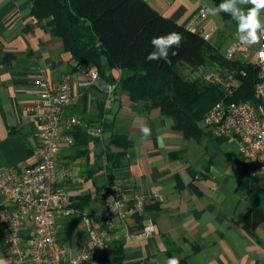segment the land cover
<instances>
[{"label":"crops","instance_id":"0c3cea01","mask_svg":"<svg viewBox=\"0 0 264 264\" xmlns=\"http://www.w3.org/2000/svg\"><path fill=\"white\" fill-rule=\"evenodd\" d=\"M145 1L160 15L187 29L216 30L214 39L220 48L223 45L227 49L236 37L235 27L224 21L221 12L200 17L202 9L218 6V0ZM49 22L32 17L30 0H0V165L26 167L36 163V122L26 111L38 99L36 82L42 74L58 84L69 79L78 102L68 115L89 127L104 122L112 126L111 132L86 147L65 144L59 157V164L74 173L73 181L61 184L72 200L78 203L89 197L81 214L94 226L102 223V192L111 182L106 147L114 133L127 136L132 147L123 166L112 172V179L129 191L151 197L143 214L131 218L127 227L118 228L117 241L125 244L127 263L152 264L155 259L158 264H166L172 245L181 251L179 258H190L192 264H264V224L251 235L243 228V215L238 214L247 201L236 197L244 190L242 182L248 180L242 179L247 175L231 159L234 153L240 155L238 147L232 145L235 152L226 153L224 160L218 156L228 143L213 144L212 156L205 150L197 152L194 141L175 130L174 118L164 116L160 109L147 110L145 104L133 102L121 89L115 93L112 109L101 117L104 90L83 85L89 80L87 71L77 68L66 54L62 39L52 34ZM225 25L228 35L222 30ZM111 76L119 79L120 72L116 70ZM103 85L105 88L106 83ZM144 126L152 130L147 138L140 131ZM234 164L240 168H234ZM68 221L61 229V239L76 256L87 240V228L83 219L70 240H65ZM150 222L155 233L140 239L138 233ZM102 252L98 264H106ZM0 264H11L5 251L0 253Z\"/></svg>","mask_w":264,"mask_h":264},{"label":"trees","instance_id":"16d2710c","mask_svg":"<svg viewBox=\"0 0 264 264\" xmlns=\"http://www.w3.org/2000/svg\"><path fill=\"white\" fill-rule=\"evenodd\" d=\"M31 15L36 19H50L52 34L62 39L65 52L77 68L98 71L102 82H118V90L127 92L130 99L143 103L147 110L160 109L164 116L176 120L175 130L188 141L223 145L224 139L213 137L203 127L202 121L217 103L255 102L254 88L258 82L259 70L251 63L239 60L229 61L218 47L206 42L200 33L178 25L154 9L145 0H30ZM228 24L237 28L232 18L221 12ZM182 34L183 41L178 49H170L172 64L163 60L148 61L152 51L151 39L170 32ZM178 54L174 57L171 52ZM218 78L235 82L232 94L223 83L208 78V73L216 63ZM121 70L120 78L111 73ZM228 73V74H227ZM233 84V83H232ZM103 104L101 117L107 112ZM99 126V125H97ZM103 132H111L112 126L101 123ZM89 127V126H88ZM86 128V127H85ZM84 127L74 128L70 134L74 139L72 147L83 148L99 138L91 136ZM112 147L122 152H112ZM132 147L130 139L114 133L106 147L109 162L108 174L114 183L112 172L123 166L127 152ZM232 161L241 166L248 177L262 183V201L243 213V228L253 234L264 224V179L252 176L253 168L241 154H233ZM111 173V174H110ZM248 180L242 182L247 186ZM74 207L81 213L89 197L81 198ZM83 214L71 218L64 226L65 240L71 238L72 231L82 220ZM6 236L5 226L0 223V246ZM61 236V232H60ZM169 257L178 256L181 251L169 245ZM4 249V248H3ZM5 251V249H4ZM106 264H129L126 262L125 244L114 241L102 252ZM179 257V256H178ZM180 264H192L190 258H180Z\"/></svg>","mask_w":264,"mask_h":264},{"label":"built area","instance_id":"2783aa9c","mask_svg":"<svg viewBox=\"0 0 264 264\" xmlns=\"http://www.w3.org/2000/svg\"><path fill=\"white\" fill-rule=\"evenodd\" d=\"M201 11L200 17L206 18ZM198 32L206 42L218 47L214 43L216 30ZM221 54L229 61L247 63L252 50L251 46L239 44L235 37ZM254 65L259 70L255 102H219L205 114L202 124L213 137L237 146L253 168L252 176L264 179V41L258 45ZM87 73L89 80L83 85L104 90L105 109L111 110L118 82L106 84L104 88L97 70L90 69ZM215 81L224 82L226 91L232 94L234 81H222L218 76ZM36 86L38 99L26 109L36 122V163L26 167L0 165V223L6 230L3 248L11 264H98L99 254L118 240V228L127 227L131 218L143 214L151 197L127 190L120 181L107 186L102 192V223L94 226L84 218L87 240L73 256L62 242L60 232L65 221L80 216L81 212L61 185L73 181L74 173L59 164V157L65 144L74 145L70 134L74 128L87 127L91 136L101 139L103 127H88L78 117L68 115L69 109L78 102L69 79L58 84L42 74ZM153 198L161 200L158 195ZM154 233L155 226L150 222L140 230L138 237L146 239Z\"/></svg>","mask_w":264,"mask_h":264},{"label":"clouds","instance_id":"9594fccd","mask_svg":"<svg viewBox=\"0 0 264 264\" xmlns=\"http://www.w3.org/2000/svg\"><path fill=\"white\" fill-rule=\"evenodd\" d=\"M250 5L244 8L243 6ZM223 12L229 15L233 21L236 22V39L239 44L245 46H253L264 41V0H221V3L216 7H206L202 9L201 15H217ZM183 41L182 34L178 32H170L166 35L153 37L150 41L154 51L150 52L146 59L148 61L163 60L165 63L171 65L172 60L169 56L170 49H178ZM178 53L171 52L174 57ZM142 136L147 138L152 135V130L148 126L140 129ZM157 142L163 147L162 138L158 137ZM112 198L109 197L108 201ZM152 264H158L157 260H153ZM166 264H180V258L172 256L167 259Z\"/></svg>","mask_w":264,"mask_h":264},{"label":"rangeland","instance_id":"374dc122","mask_svg":"<svg viewBox=\"0 0 264 264\" xmlns=\"http://www.w3.org/2000/svg\"><path fill=\"white\" fill-rule=\"evenodd\" d=\"M219 2H221V0H218ZM244 8H247V7H250V5H246V6H243ZM215 19H218V22H219V20H220V24H221V19L220 18H216L215 17ZM227 25V24H226ZM226 25L224 26V28L226 27ZM225 29H227V28H225ZM225 29H222V30H224V32L226 33V35H228V32L230 33V31L227 29V30H225ZM223 32V33H224ZM231 36H233V35H231ZM214 43H217V40L216 39H214ZM216 45V44H215ZM258 45L259 44H257V45H253V46H251V50H252V54H251V56H250V61L249 62H247V63H251V64H253L254 65V63H255V61H256V51H257V49H258ZM222 50H223V52H225V50H226V47L225 46H223L222 45ZM221 48L219 47L218 48V51L221 53L222 52V50H221ZM216 63V62H215ZM220 65L218 64V63H216V65L214 66V69L213 70H211L209 73H208V77H210V79H212V80H215V75H217V73L215 72V69H218V68H220L219 67ZM254 67H255V65H254ZM121 74V73H120ZM228 74V73H227ZM194 144H195V147L198 149V151L197 152H200V153H203L204 152V150L207 152V154L209 155V156H212L214 153H215V145H213V144H209V142L207 141V140H203L202 142H200V143H197V142H195L194 141ZM203 152H202V151ZM217 151V150H216ZM231 152H233V146L232 145H228V144H226V145H223L222 146V150H221V152L219 153V158H221V160L223 159H225V157H224V155L226 154V153H231ZM235 152V151H234ZM233 152V153H234ZM235 154V153H234ZM234 168L235 167H239V166H237L236 164H234V165H232ZM240 168V167H239ZM242 171H241V169H240V173H241ZM238 176V173H237V175H236V177ZM236 177H235V179H236ZM242 179L244 180H246V179H248V184H247V186H244V190L243 191H240L239 192V194H238V196L236 197V199L237 200H239V201H247L246 203H244L243 204V207L241 208V209H239V211H238V214H242L243 215V213L244 212H246L247 210H249L252 206H254V205H256L257 203H259V201H262V196H263V187H262V183L260 182V181H258V180H255V179H253V178H250V177H242ZM243 217V216H242ZM2 251L4 252V250H3V248L0 246V253H2Z\"/></svg>","mask_w":264,"mask_h":264}]
</instances>
